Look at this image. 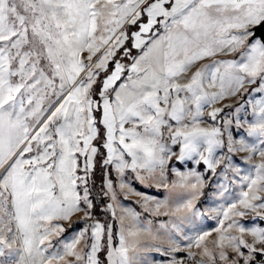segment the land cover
Returning <instances> with one entry per match:
<instances>
[{
  "label": "snow or ice",
  "instance_id": "obj_1",
  "mask_svg": "<svg viewBox=\"0 0 264 264\" xmlns=\"http://www.w3.org/2000/svg\"><path fill=\"white\" fill-rule=\"evenodd\" d=\"M0 264H264V0H0Z\"/></svg>",
  "mask_w": 264,
  "mask_h": 264
},
{
  "label": "trees",
  "instance_id": "obj_2",
  "mask_svg": "<svg viewBox=\"0 0 264 264\" xmlns=\"http://www.w3.org/2000/svg\"><path fill=\"white\" fill-rule=\"evenodd\" d=\"M133 51H135V50L133 49ZM174 162H175V165H176L177 167H180L181 169L195 167L197 170L203 172L204 169H205V167H206V166L203 164V162H201L200 165H196L193 161H187V162H183V161H174ZM210 174H211L210 172H206V173H205V179H206V180L208 179V177L210 176ZM132 182H133V184H134L137 188L141 189L142 191H146V192L153 193V194H158V195H161V194L163 193V189H157V188H155V187H151V188H149V187H147V186L141 184L138 180H132ZM210 191H211V188H210V187H206V188H205V196L202 197V199H201V201H200L201 203L205 202V201L208 199V194L210 193ZM126 201L133 203L134 206L137 207L138 210H140V206H139L138 204H136L135 201H134L133 199H126ZM78 227H82V224L77 223V224H73V225H71V226H69V225L66 226V230H65V232L63 233V235L65 236V235L67 234V232H71L74 228H78Z\"/></svg>",
  "mask_w": 264,
  "mask_h": 264
},
{
  "label": "rangeland",
  "instance_id": "obj_3",
  "mask_svg": "<svg viewBox=\"0 0 264 264\" xmlns=\"http://www.w3.org/2000/svg\"><path fill=\"white\" fill-rule=\"evenodd\" d=\"M135 50V49H134ZM174 150L175 151H178V146H174ZM176 166V165H175ZM192 168H195V167H192ZM186 169H188V168H184V169H182V170H186ZM197 171H199V170H197ZM210 176H211V174H210ZM129 179H131V177H129ZM215 180H216V178L214 177V176H212V183H215ZM132 182V181H131ZM133 183V182H132ZM134 185V184H133ZM135 186V185H134ZM136 187V186H135ZM137 188V187H136ZM137 189H139V188H137ZM160 189H163V188H160ZM140 191H142L141 189H139ZM151 195H154V196H158V197H160V198H163L167 193H166V190L165 189H163V193L161 194V195H158V194H153V193H150ZM126 199H133L134 201L137 199V197H127V198H124V197H122V200H123V202L125 203V204H128V205H130V206H132V207H135L134 206V204L133 203H131V202H128V201H126ZM201 199H202V197L200 198V201H201ZM103 200L105 201V202H107V200H108V198L107 197H104L103 198ZM200 201H198V206H205V205H207L208 203H209V199H207L205 202H203V203H201ZM135 208H137V207H135ZM138 210V209H137ZM98 214V216L101 218V219H103V218H105L106 216L110 219L111 217H110V213H108V212H98L97 213ZM147 215H149V214H145V216H147ZM159 218H165L166 219V217H158L157 219H159ZM74 219H75V217H74ZM208 226H214V221H212L211 219H209V220H207L206 222H205ZM66 226H68V224H66ZM77 228H74L71 232H67V234L65 235V236H69V235H71L72 234V232L73 231H75ZM64 235L62 234V236L61 237H54V243L56 242V241H58L59 239H61L62 237H63ZM181 254H183V253H181ZM153 256H154V258H156V259H163V258H165V257H163V255L162 254H159V253H154L153 254Z\"/></svg>",
  "mask_w": 264,
  "mask_h": 264
}]
</instances>
